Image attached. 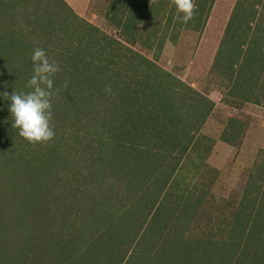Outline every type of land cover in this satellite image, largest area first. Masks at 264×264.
Masks as SVG:
<instances>
[{
    "label": "rangeland",
    "instance_id": "1",
    "mask_svg": "<svg viewBox=\"0 0 264 264\" xmlns=\"http://www.w3.org/2000/svg\"><path fill=\"white\" fill-rule=\"evenodd\" d=\"M125 1L123 5L122 0H0L4 35L12 33L14 39L23 35L24 41L31 39L24 38V34L32 37L35 45L38 43L51 59L63 65L53 77L59 82L52 97V122L57 124L58 132L44 143H29L18 137L17 143L12 144L13 151L6 143L8 158L17 159L18 165L25 167L16 173L18 179L40 169V161L25 152H51L55 147L81 152L82 163L91 164L94 173V163L100 161L98 153L102 157L106 154L101 147L106 132L98 135L100 129L89 128L102 124L114 127V122L125 116L120 92L130 100V93L135 94L136 89L135 95L143 107L148 103L152 111L158 104L171 103L173 112L155 118V128L146 129L149 140L144 144H149L150 151H142L144 157L138 156L132 165L125 166L132 176L140 172L138 186L126 172L125 180L113 174L93 176L89 167H78L82 177L70 179L74 188L73 181L78 180V199L73 208L64 210L75 190H54L50 188L51 178L43 201L33 197L26 200L32 206L12 203L10 199L19 196L16 187L0 185V229L4 230H0V248L3 254L8 252L2 258L20 250L24 254L20 261L42 264L43 249L48 248L46 253L52 254L53 248L56 259L61 250L52 243L57 241L51 240L47 245L41 238L52 231L56 235L63 229L61 223L69 220L70 228L64 227L67 237L61 246L63 255L85 259L98 252L109 258L108 264H118L119 260L120 264H227L224 255L234 252L239 255L237 264H264V66L259 67L262 74L258 75L256 62L255 73L246 82L250 77L247 67L263 53L264 38L259 34L264 32V4L261 0H241L236 9L240 11L239 18L233 24L247 39L239 49L236 42L225 37V27L238 0H212L206 16L208 0H195V15L187 23L177 19L174 0H150L151 6L147 7L143 5L145 0ZM112 10L116 18L134 13L133 29L117 27L107 15ZM124 34L129 39L124 40ZM70 54L88 62L86 68L78 63L75 73L84 75L82 91L89 82L86 75L97 78L104 72L112 76L101 86L102 90L123 86L121 79H127V86L135 88L121 87L123 91L118 95L114 89L105 93L95 90L93 98L84 101L75 94V102L70 103L66 86L74 85L75 76L69 77L68 71L76 68ZM20 56L17 53L12 58L22 70ZM98 56L103 58L101 62L96 60ZM145 58L158 69L151 77H147L150 69ZM113 72L118 74L114 76ZM155 77L161 84L154 88L156 96L149 98L146 94L151 86L147 84ZM136 80L144 84L137 86ZM14 81L11 88L0 82V91L29 90L23 76L16 75ZM167 86H173L176 92L174 101ZM127 91L130 93L124 94ZM160 93L161 98L157 97ZM8 103L7 97L0 99V147L5 144L2 137L3 131L8 130L7 121H12ZM75 128L87 134L91 146L87 147L84 140L83 146L73 141ZM143 146L142 143L140 147ZM127 159V155L122 157L124 162ZM132 166L134 169L129 171ZM15 169L9 167L8 171ZM5 172L3 167L2 173ZM2 173L0 180L5 178ZM21 211L26 214L17 220ZM100 233H105L107 241H120L115 251L102 246L104 238ZM116 234L119 240H115ZM74 238L75 242L67 243ZM163 245L168 249L161 256L157 253ZM77 246L86 247L83 251L89 254L76 253ZM27 248L31 250L25 252ZM13 263L18 264L16 260Z\"/></svg>",
    "mask_w": 264,
    "mask_h": 264
},
{
    "label": "trees",
    "instance_id": "2",
    "mask_svg": "<svg viewBox=\"0 0 264 264\" xmlns=\"http://www.w3.org/2000/svg\"><path fill=\"white\" fill-rule=\"evenodd\" d=\"M258 1L259 0H257V2ZM261 1H262V4H264V0H261ZM149 2H150V0H145V3H143L144 7L151 6V5H149ZM211 2H212V0H208V4L206 6L207 9L205 10V16L207 15L208 9L211 6ZM254 2H255V0H254ZM240 3H241V0H238L235 3V5L233 7V11L231 12V15L229 17L230 19H229V21L225 27V37H228V41H230L232 43L236 42V45L239 46V49L242 48L241 46H243V44H245L246 40H247L246 37H244L245 33L244 34L240 33L239 29L236 28L237 25L233 24V22L236 21L235 18H239V12L240 11H238L236 9L240 7ZM122 4L125 5L126 1L122 0ZM121 6L122 5H120V7ZM133 6L134 5H132V8H133ZM263 7H264V5H263ZM132 8L131 7L129 8V13H132V10H130ZM121 10H122V13L125 11L122 8H121ZM112 12H113V10H112ZM136 14H137V12H136ZM107 15L109 16V19L112 22H114V24L117 27H122L124 29H127L129 27V28L133 29L132 27L134 26V23H132L131 19L136 17L134 13L126 15V16L124 15L123 17L121 16V18H116V14H114V12L111 14L107 13ZM241 17H242V15H241ZM253 18H254V15L252 14V19ZM248 26H250V25H248ZM249 31H251V30H249ZM234 33L237 35H235ZM259 35L263 36V38H264V32H263V34L261 33ZM123 37L125 38L124 40H127V39H129L130 36H127V34H124ZM236 37L239 38V40L236 41L235 40ZM24 38H31V39L29 41H24L23 35H20L17 37V39H14V35H12V33L4 35V33L1 31V24H0V72L4 74L3 77H1L2 75H0V82H2L5 85V87H10V88L12 87V84L15 82L14 80L16 78V75L23 76L24 79L28 80L32 74V72H30V67L32 66L30 56H31L32 52H30L29 50L30 49L33 50L35 47H37V46L39 47V45H38V43H37V45L34 44L32 37H29V36L24 34ZM102 39L105 40V37H102ZM88 46L89 45H87L86 48H88ZM221 46H222V43L220 44V48H221ZM261 48H262L261 50H263V53L259 54V56L257 58L254 57L255 60L253 58V62H255V64H252L250 67L249 66L247 67V69H248L247 71H248V74L250 75V77L249 78L246 77L247 78V80L245 79L246 82L247 81L249 82L251 80V76L255 73L254 68H255L256 62L258 64V69H257L258 75L262 74V71L260 68L262 66H264V64H263L264 46L262 45ZM17 53L21 54L19 60L23 61V63H22L23 69L22 70H19L21 68V65L18 64L17 62H15L12 58V56L17 54ZM69 57L73 61H75L76 68L70 69L68 71L70 73L69 77L74 75L75 80L73 82L74 85L72 83H68L66 86V92L68 95L67 101H70V103H74L75 102L74 101L75 94H77L78 96H81V98H78L79 101H81V100L84 101V100L93 98L96 91L101 92V90L103 89V88H101V86H104V83L108 79H110V77L112 76V73L104 72V73H101L100 77H97V78H94L93 75H91V77H90V75H86V79L89 80V82L87 81V83H86L87 88L84 90V91H86V93H85L81 89V79L83 78L84 75H79L80 73H78V74H75V73L79 70V68L77 67V66H79L78 63H80V65L83 68H86L88 62L84 59L83 60L79 59V57H77L76 55L70 54ZM142 58H144V57H142ZM96 60L101 62V60H103V58H101V56H98L96 58ZM145 63L149 66L148 69H150V71H148L147 77H151L153 75L154 71H156V73H157L158 69H155L156 66L153 65L152 63H150L149 60H147L146 58H145ZM235 65H237V64H235ZM62 66L63 65H60V68H62ZM240 68L241 67H238L237 70H240ZM263 68L264 67H262V69ZM7 70H9L12 73H9ZM162 72H165V71H162ZM113 74L115 76L118 73L113 72ZM165 74H167L169 76V74L167 72H165ZM132 75H134V74H132ZM243 75L245 77V74H243ZM11 77H13L14 79ZM172 79H174L176 81V83H178L179 85L185 86L180 82V80L175 79L174 77ZM121 80H122V82H125L123 86L122 85L120 87L113 86L111 88V89H114L113 91H115V93H117L116 95H118V92L126 90L128 88H131V90L133 88H135L133 85L130 87L127 86V79H121ZM237 80L238 79H236V81ZM153 81H155V82H153ZM112 82H115V81H112ZM135 83L137 86L144 84L143 82L141 83L140 80L139 81L136 80ZM158 84H161V83H159V80H157L156 77H155V80L152 79L151 84L150 83L147 84L149 87L151 86V89L147 92V94L145 93L149 98H154V96H156V93L154 94V88ZM58 85H59V82L53 78V88H58ZM121 87L123 90H121ZM167 88L169 89V91L171 90V93L173 96V101H174L175 98L177 97V95H176V92L174 91L173 86H167ZM186 88L190 89V87H187V86H186ZM190 90H192V89H190ZM4 91L5 90H1L0 92H4ZM104 91H106V90H102L103 93H105ZM7 92H9V91H7ZM133 92L136 94L137 90L133 89ZM191 92H194V90H192ZM128 93H130V92L127 91V93H124V94H128ZM9 94H11V93H9ZM135 94L130 93V100H129L126 96L123 95L122 92L119 93V96H122V101H120V106L122 109V116L124 114H125V116L123 118L119 117L118 122H114L115 123V124H113L114 127H112V125H110V124H108V126L102 124V127L90 126L89 130L100 129V133L98 135H101L104 130L106 132V136L104 137V145H101V147L104 148V150H105L104 152H106L107 155L105 154V156L102 157L98 153L97 157L100 159V161H96V163H94V166L96 167L94 173H97L99 175V177L101 175L105 176L108 174H113V176L120 175V178L125 177V180H126V178H127L125 176V172H126V175L131 177V181L133 179L136 180V186H138L139 185L138 183L140 182L139 178H142V177L137 176L140 172H138L136 176H132V174L127 173L125 166L127 165V163L132 165V162L136 161L137 160L136 158L138 156L144 157V155H143L144 153L142 151H145V152L150 151L149 150V144L148 145L144 144L147 142L145 140H149V138H148L149 134L147 133L146 129H148L150 127L155 128V126H153V124H152V123L156 122L155 118L159 119V116L161 113L170 115L173 112H170V109L172 107L169 105L171 103H169L165 106H161L160 104H158L157 108L153 109L151 111V107L147 106L148 103L147 104L144 103L145 105L143 107L142 104L140 103V101L138 100V97ZM158 96H159V98H161V93L158 94L157 97ZM1 98L2 97H0V99ZM196 100H199V97H196ZM82 104L83 103L77 102V105H82ZM68 107L71 108L72 106L69 104ZM7 108H8V106H7ZM74 110L77 111L76 109H74ZM68 113H70V112H68ZM74 116L76 117V114ZM7 123H8V130H6L7 132L5 130L3 131V137H2V142L3 143L5 142V144H3L2 147H0V173H2L3 167L7 170V172L2 173L5 175V178H4V180L3 179L0 180V185L11 184L13 187L14 186L16 187L15 191H16V194L19 196L16 199H10V201L12 203L13 202L15 203L17 201L16 203H18V205H20L22 207L24 205L32 206L31 203L26 201L30 197H33L34 199H39L40 202L43 201V199H44L43 197H44L45 191H46L45 187H46L47 182L50 178L52 181V185L50 186V188H52L54 190L58 189L57 187L61 188L63 191L64 190L68 191L69 189L74 188L73 185L70 184V183H72L70 181V179H79L82 177L81 169L78 167L85 166V164L82 163V159L84 157L81 156V154H82L81 152L79 153L77 151H75V152H73V151L72 152L71 151H62L57 147H55L54 150L51 152H46L45 150H43V151H40V150H32L31 151V150H29V151L25 152V153L29 154L32 158H34V159L37 158V160L40 161V169H34V170H32V172L30 171L29 176L28 175L26 176V174L24 173V176H22L18 179V176L16 173L17 172L18 173L23 172L25 170V167L19 166L17 159L8 158V155H6V150H8V149H6V143H8L9 150L13 151L12 144L17 143L16 139L20 136L18 135L17 129L12 126L11 121H7ZM52 124L54 126V131H56V133H57L58 132L57 124L55 122H52ZM160 129L163 130V129H165V127L160 128ZM73 131H74L73 135L75 137V139L73 140L74 142L81 144L82 141L84 140L87 147L91 146L90 138L87 136L86 133H83V132L81 133L79 128H75ZM157 137H158V135H157ZM20 138L25 140L22 137H20ZM25 141H27V140H25ZM87 141H89L90 144ZM142 143L144 145L143 148L140 147V145ZM81 145L83 146V144H81ZM132 147H134V148H132ZM83 149L85 150L84 147H83ZM90 151L92 152V149H90ZM127 151H128V153H124ZM87 152L88 151L86 150V153ZM109 152H110V154H108ZM90 155H91V153H90ZM124 155H127V157H128L127 161H125V162L122 161V157ZM21 158L23 159V155L21 156ZM77 158L78 159L80 158L79 163L77 162ZM87 159H89V158L86 157V160ZM9 167H15V168H17V170L15 169V170H9L8 171ZM85 167H89V171L92 173V165L91 164H89ZM133 169H134V167L132 166L129 169V171H131ZM33 171H34V173H33ZM94 173H92L93 176H94ZM73 182H76L75 188L72 189L75 191H72V193L70 194L69 203H67L66 205L63 206L64 210L65 209L67 210L69 208H73L75 201L78 199V195H79L78 189H80V186L77 185L78 180L73 181ZM17 183H18V187H19L18 189L16 186ZM5 189L6 188H4V190ZM19 192H20V194H19ZM21 192H23V193H21ZM47 196H48V194L46 193V197ZM0 200H1V198H0ZM33 206H34V204H33ZM25 212H26V210H25ZM25 212L21 211L20 216H18V218H16V219L20 220L24 216V214H26ZM85 216H86V214H85ZM68 222H69V220L63 221L61 223L62 224L61 227H63V229H60V231L56 235H54L53 231L51 234H43L41 239L42 240L45 239L44 242H46L47 245L51 242V240H55L57 242H54L52 244L58 246L61 251H59L60 255H58V257H56V259H55L53 257V254L55 253L53 248L51 251L52 254L46 253V250H48V248H44L43 249L44 254L41 256V259L44 258V261H42L41 263L42 264H63V263L64 264H108L109 258H107V256L104 257V255H99L98 252L90 254V256L88 258H85V259L75 257L72 255L61 254L63 251L61 246H63L62 244H65V242H66L65 238L67 237V235L65 234L66 230L64 231V227L70 228L67 226ZM70 224H72V223H70ZM76 227L79 228V226H76ZM167 228H169V227H167ZM99 229H101V228H99ZM0 230L4 231L3 229H0ZM78 231L80 232L79 229H78ZM99 232H101V231H99ZM121 234L123 235L124 233L122 232ZM100 235H101V238H104V240L101 241L102 246H106V247H108V249H113L115 251L116 245L120 244V241H118V243H116L112 239V241L110 242V241L106 240L105 233H100ZM38 236L40 237L41 234H39ZM98 236H99V234H98ZM118 236L119 235H117V234L115 235V238H116L115 240H119V239H117ZM112 238H113V236H112ZM72 239H73V237H72ZM72 239H68L67 243L69 244L71 242H75V238H74V240H72ZM79 239L80 238H77V240H79ZM112 244H114L113 248L110 247V246H112ZM41 245H42V247H44L43 243H41ZM76 248H77L76 253L89 254L88 252L83 251V249L86 247L79 248L77 246ZM167 249H168V247H165L163 245L162 249L159 250L157 254L158 255L160 254L161 256H163V254H165ZM1 250L2 249L0 248V264H14L13 263L14 260H16L18 262V264L19 263L25 264V261H20V259L22 258V255H24L20 252V250H19V252H16L12 256L9 255V256H6L5 258H2V257L4 255H7L8 252H7V254H3ZM29 250H31V249L27 248V250H25V252H27ZM9 253H10V251H9ZM111 256L113 257V255H111ZM45 257L48 258L47 261L45 260ZM238 257H239V255L236 256L234 252H230V253L224 255V259L226 261H228L227 264H237ZM199 258L201 260L203 259V257H199ZM165 259H166V257H165ZM120 263H121V261L119 260L118 264H120ZM219 264H224V263H219Z\"/></svg>",
    "mask_w": 264,
    "mask_h": 264
},
{
    "label": "clouds",
    "instance_id": "3",
    "mask_svg": "<svg viewBox=\"0 0 264 264\" xmlns=\"http://www.w3.org/2000/svg\"><path fill=\"white\" fill-rule=\"evenodd\" d=\"M177 19L187 23L195 15V0H174ZM32 74L26 81L28 91L0 92V97H7L12 126L18 135L29 143H44L54 135L52 124V97L54 95L53 77L60 71V65L51 59L46 50L35 47L31 53ZM106 91H111L106 88Z\"/></svg>",
    "mask_w": 264,
    "mask_h": 264
},
{
    "label": "crops",
    "instance_id": "4",
    "mask_svg": "<svg viewBox=\"0 0 264 264\" xmlns=\"http://www.w3.org/2000/svg\"><path fill=\"white\" fill-rule=\"evenodd\" d=\"M209 44H211V41L209 42ZM212 46H213V44H212ZM210 60V59H209Z\"/></svg>",
    "mask_w": 264,
    "mask_h": 264
}]
</instances>
